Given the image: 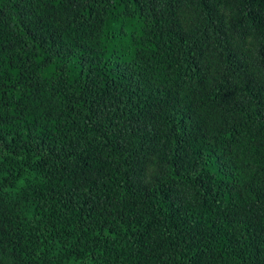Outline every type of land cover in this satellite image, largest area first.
<instances>
[{"label": "trees", "instance_id": "obj_1", "mask_svg": "<svg viewBox=\"0 0 264 264\" xmlns=\"http://www.w3.org/2000/svg\"><path fill=\"white\" fill-rule=\"evenodd\" d=\"M0 264H264V0H0Z\"/></svg>", "mask_w": 264, "mask_h": 264}]
</instances>
